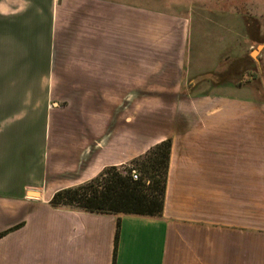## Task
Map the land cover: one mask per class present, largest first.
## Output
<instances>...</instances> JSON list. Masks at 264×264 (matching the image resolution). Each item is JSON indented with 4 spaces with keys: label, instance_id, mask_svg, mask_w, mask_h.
Wrapping results in <instances>:
<instances>
[{
    "label": "crops",
    "instance_id": "obj_1",
    "mask_svg": "<svg viewBox=\"0 0 264 264\" xmlns=\"http://www.w3.org/2000/svg\"><path fill=\"white\" fill-rule=\"evenodd\" d=\"M145 3L0 0V264H264V44L239 0ZM167 139L160 218L49 205Z\"/></svg>",
    "mask_w": 264,
    "mask_h": 264
},
{
    "label": "trees",
    "instance_id": "obj_2",
    "mask_svg": "<svg viewBox=\"0 0 264 264\" xmlns=\"http://www.w3.org/2000/svg\"><path fill=\"white\" fill-rule=\"evenodd\" d=\"M170 150L171 141H162L126 165L106 167L87 182L56 191L49 205L54 209L117 216V234L122 216L160 218ZM132 170L137 180L132 179ZM6 233H1L0 238Z\"/></svg>",
    "mask_w": 264,
    "mask_h": 264
},
{
    "label": "rangeland",
    "instance_id": "obj_3",
    "mask_svg": "<svg viewBox=\"0 0 264 264\" xmlns=\"http://www.w3.org/2000/svg\"><path fill=\"white\" fill-rule=\"evenodd\" d=\"M130 1V0H127ZM133 1V0H132ZM144 1V0H143ZM145 0L146 3H149L150 6L154 7H166V4L170 0H161L162 3L158 4V0H155L157 4H153L150 2L151 0ZM154 1V0H152ZM240 1V9L242 14L248 16V24L250 25L249 31L252 37V41H254L253 48L251 49V58L257 59L259 61V67H261V59L258 57L262 51V47L264 44V36H260L258 34V30L260 26H264V0H239ZM148 6V4H146ZM249 59V67L255 68V65L251 64L252 60ZM247 63V64H248ZM242 80H244L242 78ZM257 93H258V102L256 104V118H255V125L258 127H264V90L260 85V81L257 83ZM253 124V119H251V125ZM135 170H132V172Z\"/></svg>",
    "mask_w": 264,
    "mask_h": 264
},
{
    "label": "built area",
    "instance_id": "obj_4",
    "mask_svg": "<svg viewBox=\"0 0 264 264\" xmlns=\"http://www.w3.org/2000/svg\"><path fill=\"white\" fill-rule=\"evenodd\" d=\"M131 175L133 180H137V174L134 171L131 173Z\"/></svg>",
    "mask_w": 264,
    "mask_h": 264
}]
</instances>
